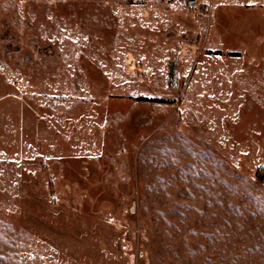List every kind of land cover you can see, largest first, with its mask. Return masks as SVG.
<instances>
[{"label": "rangeland", "instance_id": "obj_1", "mask_svg": "<svg viewBox=\"0 0 264 264\" xmlns=\"http://www.w3.org/2000/svg\"><path fill=\"white\" fill-rule=\"evenodd\" d=\"M0 264H264V0H0Z\"/></svg>", "mask_w": 264, "mask_h": 264}, {"label": "built area", "instance_id": "obj_2", "mask_svg": "<svg viewBox=\"0 0 264 264\" xmlns=\"http://www.w3.org/2000/svg\"><path fill=\"white\" fill-rule=\"evenodd\" d=\"M189 4L195 7L198 5V0H189Z\"/></svg>", "mask_w": 264, "mask_h": 264}]
</instances>
